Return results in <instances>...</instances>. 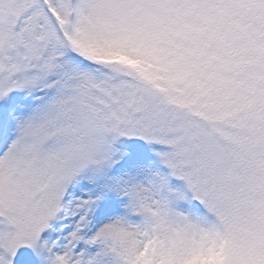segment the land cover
<instances>
[{"label": "snow or ice", "instance_id": "6c2138e0", "mask_svg": "<svg viewBox=\"0 0 264 264\" xmlns=\"http://www.w3.org/2000/svg\"><path fill=\"white\" fill-rule=\"evenodd\" d=\"M0 264H264V0H0Z\"/></svg>", "mask_w": 264, "mask_h": 264}]
</instances>
